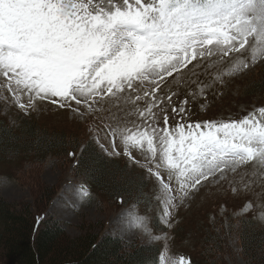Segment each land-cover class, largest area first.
<instances>
[{"label":"rangeland","instance_id":"374dc122","mask_svg":"<svg viewBox=\"0 0 264 264\" xmlns=\"http://www.w3.org/2000/svg\"><path fill=\"white\" fill-rule=\"evenodd\" d=\"M222 31L231 35L228 27ZM226 46L225 41L218 47L215 40L204 47L198 46L185 58L184 65L170 75L164 73L156 84L150 82V77L141 86L134 85L139 87L138 91L113 89L115 95L106 90L100 95H90L85 89V94L77 97L79 104L75 99L53 98L56 103H51L33 97L27 113L18 103L28 105L29 96L24 91L10 92L9 79L0 75V115L12 123L24 118L49 131L79 137L81 147L92 141L105 157L124 165L128 163L125 165L128 171L135 169L144 175L143 192L150 202L139 205L131 200L121 206L107 192L101 195L99 189L84 184V176L79 177L74 169L75 161L69 163L57 155L31 167L24 165L17 174L13 166L10 171L0 164V197L17 209L30 206L35 221H57L70 239L93 233L99 238L117 237L125 244L137 240L158 245L161 249L158 264H212L214 261L215 264H246L239 239L240 225L244 222L264 229V159L256 157L237 163L235 171L225 168L223 173L217 172L192 188L188 177L194 174L193 168L200 170L207 164L197 149L200 139L194 144L185 129L182 137L171 135L164 144L145 125V118H150L149 123L156 121L163 127L166 112L171 133L176 120L181 119L180 115L174 117L173 107L177 112L184 108L181 123L185 125L204 124V120H213L218 125L241 121L261 109L264 88L255 87L264 79V37H249L240 53L223 57L219 48ZM209 49L215 54L207 55ZM200 51H205L204 57L199 55ZM192 55L196 58L191 59ZM241 61L248 67L244 68ZM145 91L148 96L144 95ZM185 100L187 103L183 104ZM149 104L152 105L150 112ZM149 139L153 141L151 148ZM43 189H49L53 196L41 202ZM165 210L166 220L163 219ZM206 232L222 237L221 253L206 255L211 247ZM0 264L9 263L0 260Z\"/></svg>","mask_w":264,"mask_h":264},{"label":"snow or ice","instance_id":"6c2138e0","mask_svg":"<svg viewBox=\"0 0 264 264\" xmlns=\"http://www.w3.org/2000/svg\"><path fill=\"white\" fill-rule=\"evenodd\" d=\"M225 27L231 35L222 31ZM257 35L264 37V0H0V75L9 79L10 92L24 91L29 96L28 105L18 103L27 113L33 97L51 103H56L53 98L75 99L79 104L77 97L85 89L90 95L105 90L115 95L113 89L138 91L134 85L141 86L150 77L156 84L164 73L170 75L184 65L198 46L215 40L219 47L226 41L219 51L227 57L240 53L248 38ZM205 54L199 52L201 57ZM214 54L207 51L209 56ZM15 98L18 101L19 96ZM151 108L149 104V112ZM257 112L264 117V108ZM257 112L219 125L207 121L201 130L200 123H181L184 108L177 112L173 107L174 117L181 119L171 133L166 112L163 127L156 121L149 123L150 118H145V125L164 144L171 135L182 137L185 129L189 136L198 133L197 149L207 164L200 170L193 168L188 177L194 188L225 168L235 171L237 163L264 159V123ZM147 143L151 148L153 141ZM167 218L165 210L163 219Z\"/></svg>","mask_w":264,"mask_h":264},{"label":"trees","instance_id":"16d2710c","mask_svg":"<svg viewBox=\"0 0 264 264\" xmlns=\"http://www.w3.org/2000/svg\"><path fill=\"white\" fill-rule=\"evenodd\" d=\"M255 88L262 90L264 79L258 81ZM80 147L79 137L49 131L24 118L12 123L0 115V164L10 171L13 166L14 174L21 172L24 165L31 167L33 163L57 155L69 163L75 161L74 169L79 177L84 176V184L99 189L101 195L107 192L109 198L121 206L131 200L139 205L150 202L143 192L146 188L144 175L135 169L128 171L125 166L128 163L124 165L105 157L92 141ZM142 173L145 172L142 170ZM52 196L49 189H43L40 200L44 202ZM13 207L0 197V260L9 264H158L160 260L158 245L137 240L125 244L117 237L99 238L93 233L70 239L57 221H35L30 206ZM240 227L239 239L246 264H264V229L244 222ZM205 234L211 242L206 255L221 253L222 237Z\"/></svg>","mask_w":264,"mask_h":264}]
</instances>
